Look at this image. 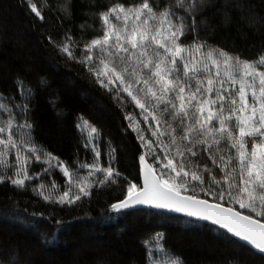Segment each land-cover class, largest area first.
Returning <instances> with one entry per match:
<instances>
[{
	"label": "snow or ice",
	"instance_id": "6c2138e0",
	"mask_svg": "<svg viewBox=\"0 0 264 264\" xmlns=\"http://www.w3.org/2000/svg\"><path fill=\"white\" fill-rule=\"evenodd\" d=\"M23 4L35 21L46 22L43 9L51 11V5ZM59 7L70 15V0ZM214 7L216 0H113L95 13L102 35L77 40L69 29L59 41L46 37L58 55L81 65L123 113L125 131L135 134L143 150L137 175L142 182L119 170L110 141L102 154L100 129L82 116L75 127L83 159L78 154L69 164L39 145L30 119L35 89L17 76L16 94L0 92V185L30 188L61 208L90 199L94 190L123 188V197L109 205L113 212L147 207L183 213L195 218L193 223L210 222L215 231L224 230L222 236L235 238L230 243L250 246L247 250L264 264V52L247 59L202 37L201 31L213 30L206 13ZM224 15L227 22V11ZM249 18L264 25V16L250 13ZM39 83L44 86L46 80ZM50 103L56 107L55 100ZM97 106L103 110L102 102ZM33 163L40 172L30 174ZM57 170L62 186L53 175ZM37 179L41 182L33 184ZM15 218H21L19 212ZM42 235L47 239L49 234ZM163 240L161 234L154 237L155 249L146 248L149 258L164 247ZM16 251L4 264H20ZM171 255L170 264H184Z\"/></svg>",
	"mask_w": 264,
	"mask_h": 264
},
{
	"label": "trees",
	"instance_id": "16d2710c",
	"mask_svg": "<svg viewBox=\"0 0 264 264\" xmlns=\"http://www.w3.org/2000/svg\"><path fill=\"white\" fill-rule=\"evenodd\" d=\"M35 2L38 6L51 5V11L43 9L47 12L44 24L35 21L23 0H0V92L16 94L17 76L35 89L30 117L33 135L53 155L69 164L78 154L81 159L85 157L81 134L75 127L82 116L100 129L102 154L110 141L117 149L119 170L129 179H137L138 156L143 150L135 134L125 131L123 113L90 81L81 65L58 55L46 38L51 35L59 41L69 29L77 40L102 35L95 13L113 0H70L67 17L59 7L64 0ZM225 4L234 6L225 9ZM250 13L264 16V0H216V7L206 13L213 30L201 31L200 35L220 48L254 59L264 52V25L252 23ZM42 78L46 80L44 86L39 83ZM100 102L103 110L97 106ZM128 111L140 119L138 110L129 106ZM87 158L90 160L91 154ZM101 162L106 163L103 155ZM40 171L41 166L33 163L30 174ZM53 175L62 186L61 173L57 170ZM41 179L49 183V177ZM41 179L32 183L39 184ZM123 194V188L94 190L90 199L61 208L44 202L30 188L24 191L10 184L0 185V264L12 259L14 249L20 264H161L171 262V254L179 255L184 264H261L259 255L247 250L250 246L230 243L235 238L222 236L224 230L217 232V226L210 223H193L194 219L185 215L147 207L113 212L109 205ZM16 212L21 218H15ZM32 212L44 215L33 217ZM57 220L62 223L57 225ZM43 233L49 234L47 239ZM157 234L163 235L160 243L164 247L149 258L146 248L155 249Z\"/></svg>",
	"mask_w": 264,
	"mask_h": 264
},
{
	"label": "water",
	"instance_id": "95a60500",
	"mask_svg": "<svg viewBox=\"0 0 264 264\" xmlns=\"http://www.w3.org/2000/svg\"><path fill=\"white\" fill-rule=\"evenodd\" d=\"M166 211H167V210H166ZM172 213H176V212H172ZM176 214L184 215L183 213H176ZM192 219H195V218H192ZM202 222L210 223V222H207V221H202Z\"/></svg>",
	"mask_w": 264,
	"mask_h": 264
},
{
	"label": "rangeland",
	"instance_id": "374dc122",
	"mask_svg": "<svg viewBox=\"0 0 264 264\" xmlns=\"http://www.w3.org/2000/svg\"><path fill=\"white\" fill-rule=\"evenodd\" d=\"M161 264H170V262H167V263H164V262H163V263H161Z\"/></svg>",
	"mask_w": 264,
	"mask_h": 264
}]
</instances>
